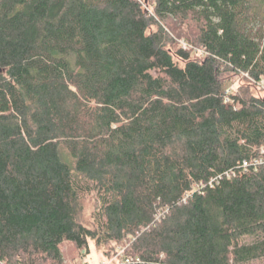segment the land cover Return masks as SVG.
I'll return each instance as SVG.
<instances>
[{"label":"trees","instance_id":"16d2710c","mask_svg":"<svg viewBox=\"0 0 264 264\" xmlns=\"http://www.w3.org/2000/svg\"><path fill=\"white\" fill-rule=\"evenodd\" d=\"M257 84L264 0H0V264H264Z\"/></svg>","mask_w":264,"mask_h":264},{"label":"rangeland","instance_id":"374dc122","mask_svg":"<svg viewBox=\"0 0 264 264\" xmlns=\"http://www.w3.org/2000/svg\"><path fill=\"white\" fill-rule=\"evenodd\" d=\"M178 41L182 47H188L190 49L192 48L194 55H197L199 57L204 56V51L202 48L194 46L193 44H190L189 46V43H187L183 37L178 38ZM245 78H247V76H245L244 74L234 75L228 82V87L233 89V91H235L236 93L240 92V86L246 83ZM253 89L257 93H264L263 84L253 85ZM96 206L97 201L93 195H89L84 199V212L82 215V220L90 227H94L96 225L93 218V213L96 209ZM242 241L251 242L252 238L245 237ZM61 248L65 257V264H79L82 261H87L89 264H100L102 262L115 263L119 262L122 259L124 250L126 248V243L113 242L112 244H109L104 248H98L95 244V241L91 240L89 244V252L84 256L80 255L79 250L76 248L75 244L72 241H65L61 245ZM107 251H109L110 255H106Z\"/></svg>","mask_w":264,"mask_h":264},{"label":"built area","instance_id":"2783aa9c","mask_svg":"<svg viewBox=\"0 0 264 264\" xmlns=\"http://www.w3.org/2000/svg\"><path fill=\"white\" fill-rule=\"evenodd\" d=\"M232 91V89L229 87L228 89H227V92H231ZM231 100V98H230V96H227L226 97V102H228V101H230ZM79 264H89L87 261H82L81 263H79ZM100 264H113V262L111 263H106V262H102V263H100Z\"/></svg>","mask_w":264,"mask_h":264}]
</instances>
